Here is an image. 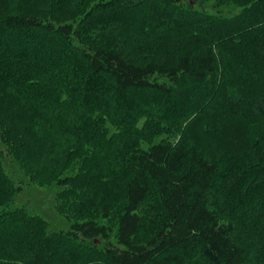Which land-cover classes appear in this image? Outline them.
Returning <instances> with one entry per match:
<instances>
[{
	"label": "trees",
	"instance_id": "1",
	"mask_svg": "<svg viewBox=\"0 0 264 264\" xmlns=\"http://www.w3.org/2000/svg\"><path fill=\"white\" fill-rule=\"evenodd\" d=\"M146 1L152 2L153 11L162 7L160 15L181 8L187 18L204 11L209 2L99 0L88 10L82 8L79 19L73 17L63 22L64 18L60 20L45 12L44 0H0V264H264V231L254 239L255 248L248 254L236 240V211L210 204L212 193L221 182L223 166L239 161L255 163L260 166L257 175L264 176V132L251 145L235 134L223 137V132L219 133L222 141L216 151L219 148L224 151L216 159L215 152H197L185 139H162L148 143L146 148L123 144L124 165L116 163L123 165L124 174L118 179L121 195L113 227L87 218L71 224L67 231L50 235L45 231L43 215L30 216L24 208L8 209L14 200L12 196L22 189L9 178L5 165L17 162L33 184H41L44 165L54 162L58 165L66 162V157L74 156L73 134H83L84 128L75 133L73 126L84 127L90 113L84 119L85 115L76 116L85 110L92 111L91 101L98 96L83 94L84 89L76 81L74 90L69 91L71 83L57 78L60 66L54 60H44V51L33 48L44 45V38L71 49L72 56L85 66L90 81H104L125 95H156L179 109L178 101L189 100L192 105L199 95L200 83L218 75L219 63L211 46L178 52L170 65H164L155 61L142 64L126 59L114 47L86 44L107 28L109 20L102 19L104 15L118 8L133 11ZM49 3L53 11L62 0ZM233 5L235 0H216L211 7L220 21ZM236 17L232 27L237 34L234 32L232 36L227 31L218 32V22L215 28H208L230 44H237L239 32L264 23V0H255L252 7ZM142 21L149 18L143 17ZM70 68L65 67L66 72ZM246 85L247 82L244 91ZM57 86L62 88L57 90ZM260 87L264 93V84ZM249 88L248 94L258 92ZM65 162L53 169L64 172L69 168ZM53 181L63 189L78 185L73 175L63 178L56 175ZM239 188H234L235 195L232 193L228 202L234 203ZM261 195L264 185L257 184L245 197L248 201ZM260 200L257 209L264 214V200ZM102 201L100 208L107 217L112 201L106 196ZM250 217L248 220L254 224L261 219L256 214ZM11 231L14 235L6 237ZM9 244L23 245L20 247L23 249L15 253L14 248L8 247L7 251L2 248ZM61 245L68 247L60 259ZM73 254H81L82 258Z\"/></svg>",
	"mask_w": 264,
	"mask_h": 264
},
{
	"label": "rangeland",
	"instance_id": "2",
	"mask_svg": "<svg viewBox=\"0 0 264 264\" xmlns=\"http://www.w3.org/2000/svg\"><path fill=\"white\" fill-rule=\"evenodd\" d=\"M98 1L62 0V4L52 11L49 0H44V10L60 20L64 18L63 22H69L73 17H81L82 8L87 7L88 10ZM215 1L209 0L203 7L204 11L195 13L191 18L185 17L181 8L177 11H163L160 15L162 7L158 6L153 11V8L150 9L153 4L148 1L133 11L118 8L116 12L108 13L102 18L109 20L102 35L86 41L92 47H114L131 61L142 64L155 61L164 65H170L178 52L211 46L217 55L219 73L200 83L199 95L192 101V105H189V100L178 101L180 109L156 95H125L104 81H90L85 66L72 56L71 49L59 42L44 38V45L33 46L36 51H44V60H54L60 66L57 78L71 83L69 91L74 90L76 81L84 89L83 94L98 96L91 101L92 111L85 110L76 116L85 115L84 119L86 113H90L84 127L78 124L73 126L75 133L79 128L84 129L81 135L73 134L74 156L66 157V162L64 160L69 164L67 170L58 173L59 170L53 169L64 162L44 165V177L42 181L39 180L41 184H33L25 169L17 162L5 165L9 178L16 187L22 189L20 194L12 196L14 200L8 209L24 208L30 216L43 215L47 225L45 231L50 235L67 231L71 224L87 218L113 227L118 216L116 203L121 195L118 179L124 174V159L121 154L123 144L146 148L162 139H185L191 142L197 152H215L213 158L216 159L224 151L220 148L216 151L222 138L219 136L221 132L223 137L235 134L251 142L249 145L260 138L264 132V93L260 87L264 84V23L243 33L238 31L239 43L230 44L208 26L215 28L218 22V32L227 31L230 36L234 32L237 34V31H233L235 27H232L234 20L238 18L236 16L252 7L255 0H235V5L222 14L220 21L216 19L218 14L211 7ZM180 2L187 4L192 0ZM143 17H148L149 21L143 22ZM68 66L72 70L66 72L65 67ZM245 81L247 89L244 91ZM249 86L258 92L248 94ZM60 88L62 86L57 90ZM77 88L79 90V86ZM63 91L69 95L67 89ZM77 106L80 107L79 103ZM117 161L123 165H117ZM259 167L246 161L223 166L221 182L216 185L217 189L210 198V204L215 208L236 211V240L246 248L248 254L255 248L257 241L252 244L254 239L264 231V222L260 223L264 220V214L257 209L261 203L260 198L264 200V195L248 201L245 197L257 184L264 185V176H258L256 172ZM56 175L59 178L76 176L77 187L59 188L56 181H53ZM238 186H241L239 196L232 204L228 200L232 193L235 195L234 188ZM104 196L112 201L107 217H104L100 208ZM242 210L247 212V217ZM238 212H241L242 217ZM255 214L258 218L261 216V219L254 224L250 222L254 219L250 216ZM248 217L251 219L248 220ZM13 235L11 231L5 236ZM64 246L58 248L60 259L61 253H66L68 247ZM8 247L14 248L15 253L23 249L14 244L2 245L6 251ZM74 255L82 258L81 254Z\"/></svg>",
	"mask_w": 264,
	"mask_h": 264
}]
</instances>
